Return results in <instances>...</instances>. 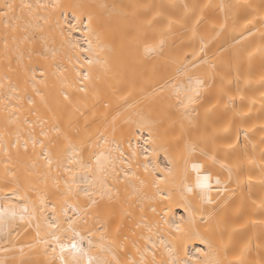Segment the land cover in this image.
I'll return each instance as SVG.
<instances>
[{
	"label": "bare ground",
	"instance_id": "6f19581e",
	"mask_svg": "<svg viewBox=\"0 0 264 264\" xmlns=\"http://www.w3.org/2000/svg\"><path fill=\"white\" fill-rule=\"evenodd\" d=\"M7 3L16 6L14 15L21 19L12 21L17 25L16 31L0 23V85L3 86L0 87V144L8 152L5 155L0 151V208L14 207L17 216L7 232L0 230V260L7 264H47L44 249L54 245L37 244V240L43 239L47 232L45 221L53 216L52 205L59 208L66 198L72 199L68 186L75 176L81 187H89L94 193L106 191V187L119 190L118 199L114 197L111 204L107 200L101 202L99 222L90 219L89 225L100 229L105 213H110L107 227L124 249L120 255L126 253L136 264H141L143 257V264H151L152 255L144 249H151L149 237L155 239L157 217L150 209L161 202L155 195L157 188L152 186L151 174L145 175L139 167L145 163L144 149L150 150L149 160L154 159L160 167H167L170 159L178 165L179 148L187 138L215 136L219 143L226 136L232 138L237 126H241L249 130V140L245 141L241 135L237 146L229 151L231 176L227 170L220 173L228 192L220 195L214 204L204 206L205 213L212 212L206 223L201 222L198 201H193L197 214L188 216L182 205L192 197L182 195L178 183L159 185L164 194H171L169 223L186 217L182 236L173 240L164 229L163 238L181 257L185 252L198 257L192 264L205 259L210 264H264V207H261L264 203V128L261 127L264 125V40L257 31L264 13L262 0H0V12L6 10ZM25 3L33 5L31 12L21 9ZM38 4L48 7L38 8ZM53 4L57 5L54 9ZM185 4L190 9L193 5H209L203 9L200 31L211 39L205 52L199 55L216 65L215 72L199 68L192 73L202 79L203 85L199 102L191 106L195 111L190 118L183 116L179 101L184 96L181 92L178 97L175 88L187 86L182 70L190 67V52L199 49V42L190 41L184 27L173 25L171 32L164 34L162 58L147 56L138 39L140 30L148 27L143 23L145 19L155 17V25H165L168 16H185ZM221 4L233 7L222 10ZM199 11L197 7L196 12ZM225 14L228 28L217 29L218 34L213 35L208 22H222ZM245 17L253 19V24L245 26ZM89 21L94 30L89 34L93 51L81 52L74 45L87 47L83 36ZM233 22L237 25L235 30ZM249 29L255 34L248 35ZM97 34L104 46L102 52L97 47ZM156 35L158 38L160 33ZM84 57L107 60L110 66L107 74L98 65L92 67L95 86H90L87 97L72 88H61L63 77L57 69L59 65L69 81L74 82L79 79L74 68L84 65L81 71L88 70ZM168 57L174 58V62H169ZM33 85L45 95L47 107L33 91ZM62 91L68 92L71 105L63 100ZM231 97L234 99L229 103ZM29 98L35 101L34 107L27 103ZM13 107L18 111H13ZM37 110L48 120L44 125L46 130L53 124L61 129L60 135L50 133L54 141V146H50L54 160L51 170L33 152L31 143L27 153L23 147H12L17 133L22 145L30 131L22 123L18 128L14 118L19 117V122L25 117L35 121L37 117L33 113ZM229 122H232L231 132L225 134L222 130ZM39 132L37 127V139L42 138ZM40 151L36 149V153ZM5 162L21 182L17 189L20 198L11 196L9 201L4 196L15 184L11 177L5 183ZM28 171L34 175L27 176ZM125 172H135L147 186L141 187L136 179L118 182L117 177L123 179ZM40 200L46 207L35 213V219L29 222L27 218H19L25 205L29 208L26 217L32 215V207H39ZM79 202L86 203V198L81 195ZM37 224H40V237L36 235ZM149 225L153 231H149ZM193 233L211 242L212 251L207 257L198 256L206 246L192 239ZM91 239H99V234ZM133 242L141 252L136 251ZM30 244L36 246L29 248ZM82 246L88 247L87 238ZM20 248H24L23 253ZM152 253L157 260L168 259L164 248L152 249Z\"/></svg>",
	"mask_w": 264,
	"mask_h": 264
},
{
	"label": "snow or ice",
	"instance_id": "6c2138e0",
	"mask_svg": "<svg viewBox=\"0 0 264 264\" xmlns=\"http://www.w3.org/2000/svg\"><path fill=\"white\" fill-rule=\"evenodd\" d=\"M264 4V0H262ZM21 9L27 8L31 12L33 5L31 4H22ZM38 8H46L48 5L38 4ZM51 7L54 9L57 5L53 4ZM199 7V13L196 12V8ZM209 7V5H193L190 9L187 4L184 5V8L187 10L184 17L177 18L168 16L166 17V24L157 26L154 24L155 17L151 19H145L143 21L146 24L147 28H142L140 30L138 39L141 41L144 52L147 56H159L164 58V47H165V33H170L173 25H180L184 27L188 33V39L190 41H198L200 44L199 49L193 48L190 52L192 59L188 61L190 67L183 69L184 75L187 77V86L179 87L176 86L175 91L177 96L183 93L184 98L179 101V106L184 110L183 116L185 118H190L191 114L195 109L191 106L199 102V97L202 91L203 81L199 76H196L192 73H195L196 69L207 68L210 72H215L216 65L210 62L206 56H201L199 53H204L207 47L209 39L211 36H207L205 33L200 31V25L204 21L203 9ZM222 10L227 7H233L231 5L219 6ZM5 11L0 12V23L3 24L5 28H10L12 31H16L17 25L12 21L19 20L21 17L14 15L16 6L12 3H7L4 5ZM209 27L213 30L212 34L217 35L219 30H224L228 28V16L225 14L222 22L217 23L216 21H209ZM253 19H248L245 17L244 25H252ZM237 27L236 23L233 22V30ZM94 30L91 27V21H89V26L84 31V41L87 44V47H83L79 43L75 44L74 47L78 48L81 52H92L93 44L90 37V33ZM259 31L262 40H264V13L261 14V25L257 28ZM159 32L160 35L157 38L156 33ZM249 29L248 35H254ZM97 47L100 52L104 50V46L101 43V38L99 34L96 36ZM5 47H7V41H5ZM189 55V53H185ZM169 62H174V58H166ZM84 63L88 65V70L81 71L84 65H80L73 69L75 75L79 79L74 82L69 81V79L64 75L65 70L60 68L57 65L59 75L63 77L60 81L61 88H72L75 91L83 93L85 97L89 94L90 86L94 88V80L96 77L93 76L91 69L93 66L98 65L103 74H107L110 71V66L107 60L101 61L99 59H93L89 57H84ZM40 76H44V72H40ZM35 79V76L33 77ZM37 83H43V81H37ZM0 87H3L0 85ZM33 91L39 97L41 103L47 107V99L45 95L33 85ZM61 96L64 101H67L70 105L72 104V99L70 98L67 91H62ZM227 95V93H225ZM231 97L229 103L231 102ZM243 99V97H241ZM19 100V97H17ZM219 102V101H218ZM27 103L30 107H34L35 101L31 98L28 99ZM264 103V102H262ZM214 106V105H213ZM227 106V105H226ZM75 108V106L73 105ZM13 111H18L15 107ZM75 110H79L75 108ZM36 115L37 119L35 121L29 120L27 117L22 122H19V117H15L13 122L17 123V127H20L22 123L30 131L28 133V138L24 140L23 144H20L19 133H17V141L12 147H23L24 152H28V145L31 143L33 152L39 157L43 158L46 161V165L49 170H51L54 160L52 153L50 151V146H54V141L50 137V133H55L56 135L61 134V129L53 124L47 130L44 128V125L48 123V120L43 118L38 110L33 113ZM245 115L247 113H244ZM191 123V120L189 121ZM39 127L40 132L39 136L41 139H37L35 129ZM264 128V125H261ZM232 122H229L227 126L223 128V132L228 134L231 132ZM248 129H243L241 126H237L234 136L232 138H226L222 142H217L215 136L211 138L189 137L184 140L182 146L179 148V164L177 165L175 161L169 160V165L167 167H160L155 163L154 159L149 160L150 150L148 148L144 149V160L145 163L139 167L143 168L145 175L151 174L152 186L157 188L156 196L161 202L159 206L151 207L150 211L157 217L154 221L155 224V239L151 241V249L145 248L144 252L152 255L151 264H192L193 261H196L198 257L188 256L185 252L184 257L179 255V252L176 248L170 244L167 240L163 238V230L167 229V235L172 237L175 240L177 237L182 236L184 233L183 222L186 220V217L181 216L179 221L176 223H169L168 217L172 213V204H171V194H164L163 190L159 185H177L179 184L182 195L192 197V200H185L183 207L187 212L189 217L196 215V211L193 205V201H198L201 207L199 215L201 216V222L206 223L207 220L211 219L212 212L209 211L205 213L204 206L212 205L219 199V196L228 192V185L225 181L221 179L220 173L227 170L229 177L231 176L232 164L228 159L229 151L234 149L240 139V136L243 135L244 140L248 141ZM48 141V144L45 143ZM211 145V147H209ZM39 148L41 151L36 153V149ZM223 150V151H222ZM0 151H3L5 155H8L7 149L3 144H0ZM155 150H151L154 152ZM103 155V154H102ZM58 164V162H56ZM100 158L97 157V164L99 165ZM35 165H33V168ZM4 178L5 183L9 177H11L15 188H13L8 194L4 196L5 201H9L11 196L19 197V192L17 189L20 187V179L17 177L15 172L9 171V164L4 163ZM34 173L32 171L27 172V176H32ZM136 179L139 180L140 186H147V182L143 179H140L135 172H125L123 179L119 176L117 181L120 183H125L128 180ZM75 189V191H73ZM7 191V189H3ZM213 192H216L218 195L214 197ZM68 193L72 199H65L64 202L59 206V208L54 204L52 205L51 211L53 216L50 220L45 221V226L47 232L44 234V238L37 240V244L44 243L45 245H54L51 247H45L44 254L48 257L47 264H56L57 259L59 264H84V261H87V264H136V261L127 257L125 253L124 256L120 255V252L124 251L123 247L117 242L116 239L112 238L107 227V219L110 217V213H105V221L101 223L100 229H95L94 226L89 225L90 219H95L99 222L101 216L100 204L102 201L107 200L111 204L114 200V197L118 199L119 190L113 189L111 187H106V191L93 192L89 187H81L80 183L76 181L75 176H73V183L68 186ZM86 198V203L81 204L79 202L80 196ZM93 196H98L99 199H93ZM40 206L32 207V215L26 217L25 214L29 212V208L25 205L23 213L19 216L21 220L28 219L31 222L32 219H35V213L41 211L45 208L43 200H40ZM181 205H177L179 207ZM261 207H264V203L261 204ZM143 212L144 209H141ZM72 213L70 216L69 213ZM17 216L14 207L0 208V230L7 232V229L10 228L11 223L15 220ZM37 237L41 236L40 224L36 225ZM117 231H119V226H117ZM149 231H153L152 225H149ZM175 233L176 235H173ZM10 234V233H8ZM99 234V239L93 240L91 237H95ZM87 238L88 247L84 248L82 242ZM192 239L198 240L201 244L206 246V250L202 249L199 251L198 256L207 257L212 251V245L209 240L199 236L198 233L192 234ZM35 244L28 245L29 248H34ZM133 246L136 247L135 242ZM164 248L168 253V259L157 260L156 256L152 253V249ZM8 249H6L7 251ZM21 253L24 252V248H20ZM136 251L139 253L141 249L136 247ZM175 253V255H174ZM0 264H7L6 261L0 260ZM23 264V262H21ZM141 264H143V257H141ZM198 264H210V262L205 260H199Z\"/></svg>",
	"mask_w": 264,
	"mask_h": 264
}]
</instances>
